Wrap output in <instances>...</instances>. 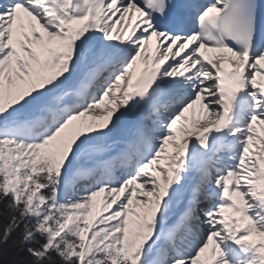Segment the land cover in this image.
<instances>
[{
  "label": "snow or ice",
  "instance_id": "snow-or-ice-1",
  "mask_svg": "<svg viewBox=\"0 0 264 264\" xmlns=\"http://www.w3.org/2000/svg\"><path fill=\"white\" fill-rule=\"evenodd\" d=\"M0 264H264V0H0Z\"/></svg>",
  "mask_w": 264,
  "mask_h": 264
},
{
  "label": "bare ground",
  "instance_id": "bare-ground-1",
  "mask_svg": "<svg viewBox=\"0 0 264 264\" xmlns=\"http://www.w3.org/2000/svg\"><path fill=\"white\" fill-rule=\"evenodd\" d=\"M186 117H187V126L189 127V129H192L193 110H189V112L186 113ZM195 118L197 120V127H198L199 123L202 122L203 120V117L201 116L199 112V107L195 109Z\"/></svg>",
  "mask_w": 264,
  "mask_h": 264
}]
</instances>
